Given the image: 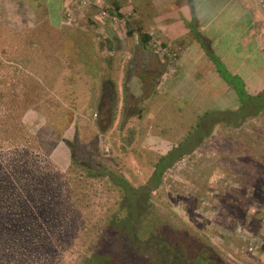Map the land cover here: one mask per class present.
<instances>
[{"label": "rangeland", "instance_id": "1", "mask_svg": "<svg viewBox=\"0 0 264 264\" xmlns=\"http://www.w3.org/2000/svg\"><path fill=\"white\" fill-rule=\"evenodd\" d=\"M143 1L150 10L152 0ZM114 2L119 5L118 10ZM39 3L40 0H0V95H3L0 112L5 115L19 112L20 105L11 101L18 102L19 96L23 98L28 92L31 96L27 102L33 101L29 110L36 113L30 126L22 123L21 128L13 130L5 124L7 130L0 131V135L5 137L4 152L11 142L20 145L14 152L16 156H37L34 165L22 163L17 170L6 168L12 171L13 180L30 183L25 195L30 202L29 193L41 194L38 203H30L32 210L45 215L52 207H58L60 217L65 218L55 220L53 230L61 234L58 236L61 242L71 250L62 252L57 264H79L82 255L87 254L81 239L76 242L68 235L78 226L88 221L96 224L94 230L106 229L107 224L113 223L112 217L121 215L127 219L113 223V240L108 245L111 256L132 252L137 262H155L159 252L155 235L161 234L178 252L193 255L211 247L227 264H264V231L260 228L263 220L264 229V65L244 66L239 64L241 59L235 60L240 88L244 90L240 101L231 89H222L225 84L217 77L215 81L204 82L197 76L201 82L188 88L193 95L177 97L169 95L159 75L166 67L161 61L164 58L171 63L168 71L172 79L171 68L177 58H172L171 53L177 50L175 45L169 48L171 53L166 57L162 52L166 46L163 49L160 46L152 48L154 55L146 58L143 55L146 65L139 63L143 61L141 57L133 63L130 73L135 83L139 79L137 91L130 85L127 88L130 57L126 49H121L123 57L127 56L123 61L127 69L116 95L113 85L104 79L97 80L100 67L90 65V59H96L85 54L87 50L66 46L67 40L85 37L90 31L97 46L107 39L123 46L128 42L139 43L137 36L127 34L128 29L134 32L138 22L130 3L69 1L62 8L59 26L54 25L53 15L49 17L51 21L44 16L45 10L38 7ZM49 5V11L54 12L55 5L52 2ZM99 6L118 12L126 20L124 26L100 23L95 19ZM259 23L264 26V22ZM104 29L108 34L104 35ZM76 43L79 48L89 47L81 46L80 41ZM224 44L213 42L212 47L215 52L224 53L222 58L226 62ZM202 45L208 53L207 41ZM95 55L100 56L97 49ZM156 60L161 64L159 68ZM216 61L219 62L217 58ZM90 69L97 74L94 84L88 78ZM172 82L176 84L177 80ZM31 83L36 88L31 89ZM188 85L189 80L183 86ZM186 92L182 89V95ZM88 105L92 112H88ZM61 112L77 115L75 131L70 129L68 139L73 136L72 149L80 163L97 164L103 172L107 168L122 175L131 188L129 194L125 195L122 189L118 192L121 184L87 179L86 197L82 196L80 203L74 201V192H67L73 177L65 175V171L57 175L46 159L54 143L62 139L57 133L66 127L63 123L67 120ZM157 171L159 178L154 182ZM211 175V182L205 183V178ZM93 195L90 212L81 202ZM107 207L110 211L106 212L103 208ZM101 210L104 212L99 214ZM71 217L74 221L64 227L62 221L69 222ZM241 233L248 236L256 233L263 243L251 236L249 240L256 249L246 251L249 242L239 239ZM55 249L43 254L54 260Z\"/></svg>", "mask_w": 264, "mask_h": 264}, {"label": "trees", "instance_id": "2", "mask_svg": "<svg viewBox=\"0 0 264 264\" xmlns=\"http://www.w3.org/2000/svg\"><path fill=\"white\" fill-rule=\"evenodd\" d=\"M107 10L110 11L108 8ZM92 22L94 21L92 20ZM135 31L141 44H146L149 41L150 37L148 34L141 32L140 28H137ZM130 33L131 30L128 29L127 34ZM193 35L195 36L196 34ZM151 47L153 48L152 45ZM177 55V50L172 51V58H177ZM211 60L214 63L215 69L219 73L220 79H222L228 88H231L235 94L237 93L236 95L240 101V97L243 95V90L242 87L240 88L241 81L238 78L239 76L230 75L223 65L216 63L213 56H211ZM96 75L94 74V70L91 74H88V78L92 81V84H94V78H96ZM20 82L21 81H18V84H20ZM31 84V89L36 88L34 83ZM28 96H31V94L26 92L23 98L19 96L18 102L11 101L12 104L17 103L20 105L19 112H7L6 115L4 112H0V126L2 125L0 131L5 132V130H7V127H3L5 124L9 127L11 126L13 130L21 128L22 123L25 126H30L35 119L36 113H32V110H29V108H32L31 104L33 101L30 99L29 102H27V99L29 98ZM38 98L39 96L35 97V99ZM1 102H3V95H0V103ZM86 108L88 109V112H92L90 106ZM61 116L67 120V122L63 123L66 124V127H62V130L57 133V137L62 136V139H60L56 145L54 143L49 150L50 153L48 152V158L46 157V159L51 163L52 171L53 169H56L57 175L61 176V173L65 171V175L69 173V176L73 177L71 179L69 191L67 192H74V201L80 203V199L86 197L88 192L86 183L87 179L107 180L105 182L109 181V183L113 182L117 185L121 184L122 186L118 188V192L120 193L122 189V191L125 192V195L126 193L129 194L131 188L128 186L122 175L116 174L114 171L108 170L107 168H103L105 170V172H103L102 167H98L97 164L89 166L80 163L81 159L74 154L72 149L74 143L71 140L73 139V136H70V139H68V132L70 129H72L73 132L75 131L77 115L76 113H73L71 116V112H61ZM48 127L53 128L51 126ZM0 140V264H57V260L62 259V252L71 250L67 248V244L61 242L58 237L61 236V234H58L53 230V222L65 218L60 217L58 207H52L45 215H40V212L37 211V209L33 211L30 203H32V201H37L38 203V199L42 197L41 194H36L35 191L29 193L30 202L26 199L27 196H25L30 188V183L28 181L24 183L20 182L19 179L13 180L11 176L12 171L6 170V168L17 170L16 167L22 163L34 165L37 156L35 158L31 156H19L20 154L16 156L14 152H16V149L20 148V145L11 142L8 143L7 152H4L3 140H5V137L3 134L0 135ZM33 140L37 141L34 138ZM40 143L42 144V142ZM38 148H40L39 144ZM95 150L97 151L96 148ZM49 157L53 160L49 159ZM162 158H164V156ZM29 169L32 173L33 168L30 166ZM57 169H59L60 172ZM70 169L72 171H70ZM157 170L159 171L160 168ZM158 171L157 174L153 175L154 182L159 178ZM72 184H77V186H73ZM80 192L81 194L78 196ZM93 197L94 195L90 198L88 196L81 202V206L89 209L90 212ZM103 209L106 212L110 211L109 207ZM104 210H101L99 214L103 213ZM67 217L69 218L70 216ZM125 218L126 216L121 215L112 217L111 220H113L112 222L114 223V221H119L121 219L126 220L127 218ZM73 221L74 220L71 217L69 222H62L64 223V227H67L70 225V222ZM89 223L90 222L87 221V224H81L75 229V231L73 230V232L68 234L73 241L76 239L77 242L78 239H81V246L86 249L87 254L82 255L83 260L82 263L80 261L79 264H227L219 257V255L212 251L211 247H204L202 252H195L193 255L175 251L171 247V243H169V241L161 234L155 235L157 240L155 245L159 251L156 253L157 256L155 262L148 260H140L137 262V260L132 257V252H120L119 254L111 256L108 251V245L109 242H112L113 240V232L115 229L113 223H111V225L107 224L106 229L97 228L96 230H94L96 224ZM160 228H162V226ZM5 249H8L9 251H5ZM53 249H55L54 252H56L57 256L55 255L54 260L48 259L43 253H47Z\"/></svg>", "mask_w": 264, "mask_h": 264}, {"label": "crops", "instance_id": "3", "mask_svg": "<svg viewBox=\"0 0 264 264\" xmlns=\"http://www.w3.org/2000/svg\"><path fill=\"white\" fill-rule=\"evenodd\" d=\"M40 1L41 3L37 5L45 10L44 16L51 21L49 17L53 15V19L55 20L53 22L54 25L59 26L62 22V8L70 0ZM126 1L130 3V8H133V13H136L138 16L137 26L135 27L140 28L141 32H145L150 37L146 44L134 42L131 45L128 42L123 46L118 45L117 42L112 43L109 39L97 46V43L92 39L94 34L90 31L85 37L74 38L72 41L67 40L66 46L72 50H87L85 54H90L91 57L96 59V61H93L91 58L93 62L90 59V65L91 63H95L100 67L97 80L104 79L113 85L116 95L118 94L117 87L120 86V80L124 76L123 72L127 69L123 65V61L127 59V56L124 55L123 57L121 49H126V54L130 57L127 69L130 77L127 79V88L130 85V88L137 91L140 89L138 85L139 79H137L136 84L130 73L131 69H133V63L135 61L138 62L141 57L143 61L139 63H141V66L142 64L146 65L147 60L143 58V55L146 58L149 55L155 54L153 53L151 45L154 49L160 46L163 49L166 46V49L162 50L165 53V57L167 53L171 52L169 48L175 45L178 55L174 66L171 68L173 70L171 73H173L172 79L177 80L176 84L172 82V74L169 75V71H171L169 66L171 63L169 64V61H165L164 58L161 61L166 67L159 75L162 77L161 84L163 82L164 86H166L169 95L177 97L188 96V93L189 96L193 95L194 92L189 91L188 88L195 82H201L197 79V76L204 82L210 80L215 81V77L222 80L219 78V73L214 67L211 56L216 57L219 60L216 63L223 65L232 76H239V73L236 72L237 68L234 67L235 60L239 61L241 59L239 64H244V66L254 64L257 66L260 64L264 65V26L260 27L261 25L259 23L264 22V0H152L150 10L147 7V2L143 0ZM51 2L56 7L54 12L49 11V4ZM114 6L116 10L119 9L118 4L115 3ZM65 11L69 14L67 10ZM102 22H105V25L108 23L107 21ZM136 29H133L134 32H131L135 36H137ZM200 32L204 34V37L201 36ZM106 34L108 32L104 29V35ZM193 34L196 35L194 36ZM78 41L81 42V46H89L88 49L77 47L76 42ZM205 41H207L206 46L209 53L203 51L202 44ZM220 41L225 43L224 50L227 52V57H225L227 59L226 62L222 58L224 53L219 50L215 52L212 47L213 42L217 44ZM57 46L59 47V44ZM131 48L135 50L131 51ZM96 49L100 56L95 55ZM119 60H121V63ZM157 61H155V65L159 68L161 64ZM232 66L234 68L233 71L228 69ZM92 71L90 69V72ZM262 76L264 80L263 73ZM241 79L244 80V78ZM188 80L189 85L185 88L183 85ZM225 88L231 89L226 84L222 89L226 90ZM182 89L187 91L186 94L182 95ZM205 180V183L211 182L212 175L206 177ZM246 221L248 220L246 219ZM242 222H245L244 218H242ZM246 253L249 254L248 252ZM251 253L254 255V252Z\"/></svg>", "mask_w": 264, "mask_h": 264}, {"label": "built area", "instance_id": "4", "mask_svg": "<svg viewBox=\"0 0 264 264\" xmlns=\"http://www.w3.org/2000/svg\"><path fill=\"white\" fill-rule=\"evenodd\" d=\"M71 1V0H70ZM83 1V0H81ZM81 3V2H80ZM68 14V13H67ZM129 15V13L127 14ZM95 19H98L99 22L107 21L113 26H124L126 20L123 16L119 15L118 12H109L99 6L98 11L95 15ZM252 242L249 241V245L246 247V251L252 250Z\"/></svg>", "mask_w": 264, "mask_h": 264}, {"label": "flooded vegetation", "instance_id": "5", "mask_svg": "<svg viewBox=\"0 0 264 264\" xmlns=\"http://www.w3.org/2000/svg\"><path fill=\"white\" fill-rule=\"evenodd\" d=\"M252 185V184H251ZM262 224H263V220L261 221V230H263L264 231V229H263V227H262ZM241 235V238L239 237V239L242 241V242H249V241H251V240H249V238L251 237V236H253V237H255V238H258L259 239V241H260V243L262 244L263 242H261V239L259 238V235L258 236H256V234L255 233H251V235L249 234V236L247 235V234H240ZM252 242V241H251ZM252 246H256V245H253L252 244ZM256 248L254 247V248H252V250L254 251Z\"/></svg>", "mask_w": 264, "mask_h": 264}]
</instances>
